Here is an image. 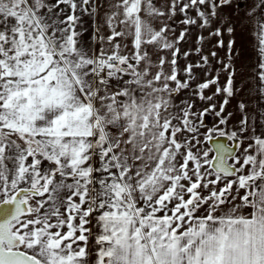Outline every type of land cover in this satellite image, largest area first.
<instances>
[{
  "label": "crops",
  "instance_id": "crops-1",
  "mask_svg": "<svg viewBox=\"0 0 264 264\" xmlns=\"http://www.w3.org/2000/svg\"><path fill=\"white\" fill-rule=\"evenodd\" d=\"M31 6L43 13L37 21L40 37L38 32L28 35L25 45L10 37L0 46V202L21 187L44 190L28 195L33 210L11 228L21 239L19 249L44 264H258L251 247L232 249L228 256L233 259L226 260L219 245L221 235L230 242L247 237V232L215 238L205 233L206 222L215 220L210 210L197 217L209 220L196 219L195 224V218L178 214L181 209L174 215V206L182 208L194 198L211 200L223 189L228 192L222 200H264V70L252 78L258 94L254 111L248 109L250 117L234 116L223 127L214 118L210 124L212 131H233L229 136L238 139L230 160L237 178L210 168L208 135L187 136L174 146L173 117L164 132H155V119L149 118L154 130L139 135L141 118L136 123L133 114L134 98L137 102L141 94L135 74L154 78L151 61L174 59L180 65L172 75L161 73L174 83L163 79L146 87L144 107L152 109L162 101L175 111L180 100L187 109L182 122L193 95L214 98L220 86L214 70L205 75L194 68H202L200 62L237 60V52H220L221 44L245 46L239 60L264 66V0H42ZM237 20L250 24L243 28L249 35L240 41ZM99 58L117 61L109 65L114 70L108 69L105 78L95 76ZM127 66L135 74L123 73ZM178 66L180 95L175 102L172 96L158 99L157 89L166 95L175 88ZM126 109L129 117L120 123L117 115ZM111 111L113 119L107 115ZM196 125L209 130V124ZM141 139L152 140L154 150L135 152L147 156L144 163L131 159V145ZM174 151L182 156L181 169L159 175L158 182L156 172L163 169L154 166L157 155L169 159L172 168ZM149 161L152 169L146 165ZM173 219L193 220L190 226L179 222L174 232ZM195 225L204 228L195 230Z\"/></svg>",
  "mask_w": 264,
  "mask_h": 264
},
{
  "label": "rangeland",
  "instance_id": "rangeland-1",
  "mask_svg": "<svg viewBox=\"0 0 264 264\" xmlns=\"http://www.w3.org/2000/svg\"><path fill=\"white\" fill-rule=\"evenodd\" d=\"M39 2H42V0H0V46L5 43L4 41H9L10 37H12L11 40L16 39L13 40L14 42L23 43L21 45L26 44V42L29 40L28 38L29 36H37V32H38V37H40L39 30L37 27V21L39 18H41V15H43V13L38 14L37 11L36 12L34 11L35 7L31 6V3L38 4ZM239 3L240 2L238 1L237 3L238 7H240ZM47 15H48L47 19H50L51 13H47ZM241 18L243 19V17ZM243 20L241 21L237 20L236 23L237 24L236 33H237L238 41H240L239 39H243L246 33L249 35V30L243 28L250 24L248 21L245 23ZM47 23L48 22L45 21L46 27L48 29H51V26ZM72 34L73 31H71V35ZM229 47L230 46L228 44H221L220 52H228V51L237 52L236 54L237 60L235 61L222 60L219 62L218 61L200 62L202 68H197V67L194 68L193 72H196L199 69L200 70L199 74L204 73L205 75H212L215 71L216 78L214 81L217 84V87L219 85L220 86L218 87L219 89L217 88L218 91L215 92L214 98H208L207 100H205L204 98H202V96L197 97L193 95V97L189 100L190 108H188V114H186L185 120L183 122L181 121V118L182 116H184V113L187 109L181 107L180 100L176 101L175 111L174 109L171 110L168 106L166 108V104L162 101L156 102L155 106L152 107V109L148 107L147 108L144 107V105L146 104L145 98L148 96L147 92H145L146 89L149 86L158 85L162 83L163 79L164 80L167 79L168 82H170L171 80L173 81L172 77L169 75H172L171 73H175L177 64L180 65L179 60L175 61L173 59V61H167V62H165L164 60L156 61V62L151 61L152 70L154 69L152 71L154 78L150 77L149 79L146 77L145 72H142L141 74H137V73L135 74L136 71L130 69L131 68L130 66L123 68L122 71L123 73L124 72L131 73V74H135L136 76L139 75L140 78L137 79L136 82L140 83V87H141L140 93L144 95V99L140 97L141 94H139V98H137V102H136V98H134L135 101L134 104L136 103V108L133 114L136 118V123L138 119L141 118L140 123L137 124L140 129L139 135L141 134L143 135L144 131H146L147 129L154 130L152 121L151 124H148L149 118H151V120L155 119V127H156L155 132H158L159 129H162V131L164 132L165 130L168 129V123L170 122V119L173 117L174 132L176 131L174 134V138H175L174 146H175L176 141L177 143L181 141L184 143L185 142L184 140H186V138L184 137L187 136L206 137L207 135L213 136L215 134H222L223 133L222 128H217L212 131L210 124L214 118L216 119L219 118V120H221V121L218 120L221 127H223L224 123L227 124L229 118L232 119V117L234 118V116H237L238 118L239 117L243 118L244 120L248 119L250 117V114L248 113V109L249 107H253L252 109L254 111L255 96L258 94L254 92V83L252 81V78L256 79L254 75H256L257 72H260L261 68L264 70V66H261L260 62H253L251 59H249L248 61L242 59L239 60L241 56L239 54L245 52L246 50L245 46H241L239 43H237V45H232L230 48ZM249 51H253L252 45ZM218 65L221 67H219ZM108 69L114 70V67L112 68L109 66ZM143 71H145V69H143ZM164 71H167V74H169L168 76L163 75L165 78H163L161 75V73H163ZM177 74L179 77L177 80V84H174L175 88H173V90H171L170 92L165 91L166 95L161 94L157 89L156 96L158 97V99L170 98L172 96L173 101L175 102V98L180 95L179 66L177 69ZM234 76L235 79L233 78ZM257 77H258L257 79H261L262 77V79L264 80V73L261 75V77L260 75ZM234 84H236L237 87L236 92H235V87L233 86ZM245 86H247V88H245ZM156 87L159 88V86ZM208 88L209 85H206L205 89ZM201 94L202 92L199 95ZM250 98L252 100H250ZM110 101H113V99L110 98ZM128 111L129 110L126 109L124 111V115L122 114L117 115V119L120 123L122 120L129 117ZM212 111L214 113H212ZM107 115H109L110 119L115 118V115L113 114L112 111L108 112ZM198 119L199 121H197ZM197 122H201L202 124H206V125L209 124V130L205 132L200 131L199 126L196 125ZM123 129H126V127H123ZM118 132L120 133V130H118ZM186 132L188 134H186ZM232 132H227V133H230L229 135H233ZM150 143H151V147H149ZM205 144H208L207 139L205 141ZM149 148L150 151H154L152 149L153 148L152 140L150 141L149 139H143V140L141 139L135 142V145H131L132 153H134L133 158L131 159L137 161L140 159V162L144 163L145 161H143V159L144 158L147 159V156L146 157L142 156L141 158L139 156H135V152L144 154V152L146 153L149 152ZM207 152H209L210 156L212 157V152L210 151V148ZM156 158H157L156 165H154L153 162L151 164L150 161L146 165L147 166L150 165L151 169H152V165H154L156 169H163L161 173L156 172L157 174L156 180L158 182L161 181L160 176L165 177V174L167 173L168 175L170 174L173 175L176 174V172L181 169V166L179 167L178 164L181 162L182 156L177 151H174L173 153L172 162H174V165H172V168H170L171 165L169 166L170 164L169 159L164 160L163 157H160L159 155H157ZM224 177L237 178V172L234 175L224 176ZM253 183H255V181ZM211 184H217V183L215 181H211ZM246 186H249L248 183L246 184ZM253 186H255V184H253ZM212 191L213 190H211V192ZM216 194L217 192L215 193V195ZM201 197L203 198V196ZM207 197L208 195L206 196V199ZM222 198H223L222 194L219 193L216 196H214V198L212 197L211 200H201V202H197V200H188L187 202L188 204L186 203L184 206H182V208L180 206L175 205L174 215H177V209H181L180 213L178 214L181 213L187 214L189 215V218H195V220L183 219L182 221H179L178 219H173L172 221L174 223L173 225L174 232L179 226V222L184 223L186 226H190L192 220L193 222H195V224L197 221L196 219H198L199 221L209 220L207 218H197V217L200 214L202 215L208 213V211L210 210L211 213L209 217L211 219L214 218L215 220L210 221L211 223L206 222L207 225L205 226V228H207V230L205 233L211 234L212 232L216 238V234H224L225 232H239L238 235L240 234V232L244 234H246L247 232V237L237 236L236 238H234L236 239V242H234V239L230 242H227L226 235L219 236V245L221 246L222 250L225 248L226 256H228V252L231 251L232 249L240 250V248L246 247V249H248L249 247H251L253 251V262H258V264H264V237L262 236V234L264 233V200H222ZM247 201L250 203L252 202V204H249ZM238 202H242L243 205L241 206L237 205ZM211 207L212 209H210ZM203 228L204 227L202 225L201 226L195 225L194 227L195 230L197 229L203 230ZM251 234L252 236H248ZM20 250L24 251L22 249ZM232 259H233V255L231 256V258L229 256L226 257V260H232ZM221 264H226V263L221 261Z\"/></svg>",
  "mask_w": 264,
  "mask_h": 264
},
{
  "label": "water",
  "instance_id": "water-1",
  "mask_svg": "<svg viewBox=\"0 0 264 264\" xmlns=\"http://www.w3.org/2000/svg\"><path fill=\"white\" fill-rule=\"evenodd\" d=\"M228 140L229 137L226 135L209 136L207 140L213 153L209 161L210 168L227 176L236 172V168L229 160L235 155L238 147L237 138H231V144H227ZM43 191L21 187L10 199L0 202V264H44L31 254L21 251L20 237L11 232L19 217L33 210L28 195H39Z\"/></svg>",
  "mask_w": 264,
  "mask_h": 264
},
{
  "label": "built area",
  "instance_id": "built-area-1",
  "mask_svg": "<svg viewBox=\"0 0 264 264\" xmlns=\"http://www.w3.org/2000/svg\"><path fill=\"white\" fill-rule=\"evenodd\" d=\"M112 63H117L114 59L99 58L94 62V72L97 78H105L107 75L108 67Z\"/></svg>",
  "mask_w": 264,
  "mask_h": 264
},
{
  "label": "flooded vegetation",
  "instance_id": "flooded-vegetation-1",
  "mask_svg": "<svg viewBox=\"0 0 264 264\" xmlns=\"http://www.w3.org/2000/svg\"><path fill=\"white\" fill-rule=\"evenodd\" d=\"M215 135H226V134H215ZM226 136H228L229 137V140L227 141V144H231V138H234V137H232V136H229V135H226ZM208 140V139H207ZM238 148V147H237ZM210 151H211V149H210ZM212 152V151H211ZM213 154V153H212ZM235 156V155H234ZM234 156L232 157V158H234ZM232 158H230V160L232 159ZM230 160H229V162H230ZM230 164H232V165H234L233 163H231L230 162ZM234 167H235V165H234ZM236 168V167H235ZM236 173V172H235ZM218 174H220V173H218ZM234 175V174H233ZM225 176H227V175H225ZM230 176V175H229ZM228 191H227V189H223L222 190V192H221V194H222V199H224V197H225V195H226V193H227ZM193 200H196L195 198L193 199ZM198 201V200H197Z\"/></svg>",
  "mask_w": 264,
  "mask_h": 264
}]
</instances>
